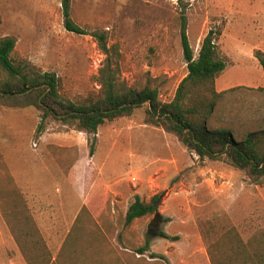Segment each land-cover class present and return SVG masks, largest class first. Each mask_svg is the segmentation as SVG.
Returning <instances> with one entry per match:
<instances>
[{"label": "rangeland", "instance_id": "1", "mask_svg": "<svg viewBox=\"0 0 264 264\" xmlns=\"http://www.w3.org/2000/svg\"><path fill=\"white\" fill-rule=\"evenodd\" d=\"M63 1L0 0V43L16 41L11 53L16 65L55 74L64 96L88 102L102 96L98 77L110 63L121 85L157 88L160 99L169 102L189 72L182 45L185 17L195 58L214 30L228 64L216 78L214 88L224 94L204 118L207 125L230 129L237 139L250 132L264 137V70L256 57L258 50L264 52V0H71L70 18L85 33L67 28ZM99 35L105 36L107 51ZM5 79L0 71V88ZM147 108L89 135L53 119L39 132L40 110L0 104V264H30L5 217L22 200L13 172L24 176L20 182L28 181L23 171L30 169L33 181L44 182L45 194L22 196L54 264L80 256L112 261L117 255L133 264L134 250L148 240L150 252L167 257L153 264H212L208 248L216 237L205 239L203 232L214 223L217 236L223 226L234 225L246 241L258 238L264 229V185L252 183L225 159H201L176 135L148 124ZM89 161L118 182L123 194H64L77 162L74 180L84 184L97 177L94 165L85 166ZM49 184L59 185L63 194H50ZM156 194H161L158 215L127 226L125 216L136 196L150 201ZM72 229L78 244L70 246L66 239ZM85 243L93 246L82 254ZM96 244L103 253H93Z\"/></svg>", "mask_w": 264, "mask_h": 264}, {"label": "trees", "instance_id": "2", "mask_svg": "<svg viewBox=\"0 0 264 264\" xmlns=\"http://www.w3.org/2000/svg\"><path fill=\"white\" fill-rule=\"evenodd\" d=\"M63 4L67 28L76 33H85L70 18L71 0H64ZM183 20L182 45L189 72L180 83L172 101H162L157 88L121 85L116 70L110 63L101 68L98 77L102 96L95 101H74L60 92L59 79L55 74L28 72L16 65L11 57L16 41L7 38L0 43V71L6 76L0 88V104L9 108L34 107L40 110L42 122L39 132L45 128L44 124L48 120L53 119L65 124H75L77 129L89 135L97 134L99 128L106 122L131 116L138 108L148 105L146 111L148 124L162 127L168 133L176 135L201 159H225L244 170L252 183L264 185V137L261 133L250 132L244 138L237 139L232 130L212 129L204 120L212 115L217 101L224 94L214 88L216 78L228 65L226 59L220 55L215 40L219 31L211 30L208 33L203 40L199 56L195 58L186 31L185 17ZM99 38L103 49L107 51L105 36L99 35ZM256 57L264 70V52L258 50ZM22 195V200H17L15 205L6 211L7 222L30 264H54L55 261L41 235L32 209L27 199L25 200L26 196ZM14 196L17 194H13L12 197ZM160 199L161 194L154 195L150 201L136 196L126 213L125 224L128 226L139 218L157 215ZM221 230L223 233L217 236V223H214L203 232L205 239L212 234L216 237L208 248L212 264H264V229L258 231L257 239L251 237L247 241L234 225L223 226ZM159 235L172 240L179 239V236H170L166 232H160ZM80 239L83 240L81 237ZM75 240L72 229L66 243L73 246L78 244ZM99 240L101 245L106 241L103 236ZM96 245L98 248L93 253H103V249L99 250L101 245ZM92 246L93 244L85 243L82 254L87 253L85 247ZM150 251L148 240L145 245L134 250L136 256L133 264H153L152 261L155 259L167 261L165 254ZM147 252H150L149 258L145 257ZM125 256L126 259H130L126 253ZM127 262L118 255L112 261L80 256V260L72 261L70 264H129Z\"/></svg>", "mask_w": 264, "mask_h": 264}, {"label": "crops", "instance_id": "3", "mask_svg": "<svg viewBox=\"0 0 264 264\" xmlns=\"http://www.w3.org/2000/svg\"><path fill=\"white\" fill-rule=\"evenodd\" d=\"M88 163V164H87ZM85 164L86 167L94 165L97 174L91 183H84L77 182L75 179V170L77 166L80 164L77 162L76 164L72 165L70 172H69V182H66L64 185L66 187V191L64 194H123L119 188L118 182L115 183L112 179H107L106 176L103 174V169H101L100 165L96 163V161H89ZM23 173H27L26 177L28 181L20 182L19 179H22L24 176L19 175L18 172H13V176L15 177L16 181L14 182L15 189H21L23 192L22 194H45V184L42 181H33L32 174L33 171H23ZM114 182V183H113ZM50 185V184H49ZM18 186V187H17ZM28 191V192H27ZM88 192V193H87ZM50 194H63V189L57 185H50Z\"/></svg>", "mask_w": 264, "mask_h": 264}, {"label": "flooded vegetation", "instance_id": "4", "mask_svg": "<svg viewBox=\"0 0 264 264\" xmlns=\"http://www.w3.org/2000/svg\"><path fill=\"white\" fill-rule=\"evenodd\" d=\"M155 226H158V224H156Z\"/></svg>", "mask_w": 264, "mask_h": 264}, {"label": "water", "instance_id": "5", "mask_svg": "<svg viewBox=\"0 0 264 264\" xmlns=\"http://www.w3.org/2000/svg\"><path fill=\"white\" fill-rule=\"evenodd\" d=\"M158 215V214H157Z\"/></svg>", "mask_w": 264, "mask_h": 264}]
</instances>
